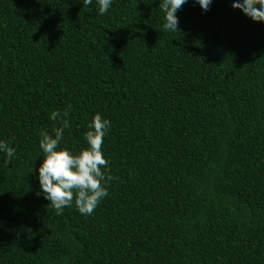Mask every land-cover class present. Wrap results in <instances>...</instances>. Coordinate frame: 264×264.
Returning a JSON list of instances; mask_svg holds the SVG:
<instances>
[{"label":"trees","instance_id":"obj_1","mask_svg":"<svg viewBox=\"0 0 264 264\" xmlns=\"http://www.w3.org/2000/svg\"><path fill=\"white\" fill-rule=\"evenodd\" d=\"M162 2L0 0V264H264V23ZM53 111L72 152L111 121L91 215L37 195Z\"/></svg>","mask_w":264,"mask_h":264},{"label":"clouds","instance_id":"obj_2","mask_svg":"<svg viewBox=\"0 0 264 264\" xmlns=\"http://www.w3.org/2000/svg\"><path fill=\"white\" fill-rule=\"evenodd\" d=\"M91 2L92 0H85V3ZM187 2L188 0H163L159 3L165 14L163 28L166 31L178 30L179 19L176 13ZM214 2L215 0H195L204 12L209 11ZM97 3L101 15L112 6V0H97ZM232 7L240 10L253 22L264 23V0H233ZM67 115V112L63 116L58 111L51 112L49 119H61V126L53 129L54 135L47 131L39 133V148L43 153V160L36 170L40 189L37 195L42 194L56 210L57 215H60L65 207H71L73 202L79 213L91 215L101 199L108 195L106 184L115 179L108 174L109 162L102 152L103 140L111 121L100 113L94 114L87 125V131L84 132L87 147L72 152L59 146L64 129L69 127ZM15 151L16 149L6 141L0 140V153L5 156V165L14 156Z\"/></svg>","mask_w":264,"mask_h":264}]
</instances>
